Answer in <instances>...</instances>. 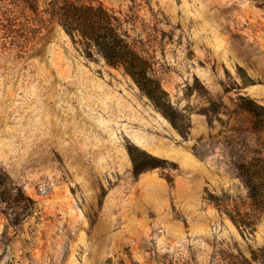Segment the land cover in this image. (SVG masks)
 Segmentation results:
<instances>
[{
	"label": "rangeland",
	"instance_id": "rangeland-1",
	"mask_svg": "<svg viewBox=\"0 0 264 264\" xmlns=\"http://www.w3.org/2000/svg\"><path fill=\"white\" fill-rule=\"evenodd\" d=\"M65 3L108 10L153 98ZM243 99L264 107V0H0V264H264Z\"/></svg>",
	"mask_w": 264,
	"mask_h": 264
},
{
	"label": "trees",
	"instance_id": "trees-1",
	"mask_svg": "<svg viewBox=\"0 0 264 264\" xmlns=\"http://www.w3.org/2000/svg\"><path fill=\"white\" fill-rule=\"evenodd\" d=\"M58 21L70 36L79 35L90 42L109 65L123 67L139 88L153 98L155 91L150 84L148 85L152 79L148 76L146 59L140 56L128 40L118 32L113 16L103 5L65 3L60 7ZM243 100L245 101L244 110L252 116L254 126L264 127L260 112L264 110V107L253 100ZM241 167L244 169L241 171V177L251 204L255 210L264 212V161L252 160L242 164ZM234 222L236 225L242 223L238 220ZM243 224L248 225L247 222Z\"/></svg>",
	"mask_w": 264,
	"mask_h": 264
}]
</instances>
